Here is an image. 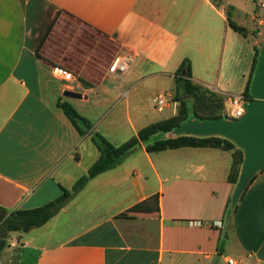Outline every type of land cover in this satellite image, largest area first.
<instances>
[{
    "label": "crops",
    "instance_id": "1",
    "mask_svg": "<svg viewBox=\"0 0 264 264\" xmlns=\"http://www.w3.org/2000/svg\"><path fill=\"white\" fill-rule=\"evenodd\" d=\"M256 1L0 0V207L7 215L43 207L72 192L99 158L91 135L80 136L57 107L63 101L92 121L91 133L120 145L176 115L177 93L197 113L176 84L187 60L190 82L219 100L226 119L225 99L244 94L264 36L249 28ZM62 14L114 41L131 58L127 72L88 86L60 82L38 47ZM67 88L82 97L60 100ZM157 95L165 99L161 112ZM118 118L124 124L112 134ZM231 164L232 151L220 148L147 152L142 144L88 180L42 226L0 227V264H264V168L230 210Z\"/></svg>",
    "mask_w": 264,
    "mask_h": 264
},
{
    "label": "trees",
    "instance_id": "2",
    "mask_svg": "<svg viewBox=\"0 0 264 264\" xmlns=\"http://www.w3.org/2000/svg\"><path fill=\"white\" fill-rule=\"evenodd\" d=\"M230 25L235 31L239 32L240 34H245L244 28L236 25L233 22H230ZM50 30L51 28H49L46 32L44 38L42 39V42L46 39ZM255 51L256 57L251 70V79L248 82L246 90L244 92V95L248 99L250 98V85L255 71L257 58L260 52L259 49H256ZM190 76V66L187 60H184L176 71V84L178 88L182 92H184L183 94L193 97L196 100L194 103L196 104L198 109V106L201 105L204 108V104L206 103L213 108L221 109L222 104L218 103L219 100L214 95L210 94L206 96L204 93H202L197 86L193 85V83L190 82ZM175 97L176 100L179 101V111L176 115L151 123L150 125L140 129L135 136L131 137L120 145H113L97 132L91 133V124L86 118L79 115L69 103L65 101L58 103L57 107L62 110L63 114L74 126L80 136L84 134L91 135V140L97 147L100 156L96 160V162L88 169L87 174L82 176L76 182L72 189V192L64 191L63 195L53 202H50L43 207L32 210L14 211L9 215H7L6 210L0 207V227L4 231L26 232L29 229L42 226L59 208L64 205L65 201L71 196V194L79 191L88 182V180L117 166L132 153H134L142 144L144 145L147 152H159L168 149H176L179 147H214L226 151H232V164L228 175V181L236 185L240 175V165L244 162V151L231 140L222 136L195 137L182 135L177 137H163V134L170 133L172 130L191 119H198L201 121L225 119L223 116L218 114L209 118H202L198 116L195 111H193V114L190 115L188 113V103L184 101L182 97H179L178 93ZM158 133H161V137L158 139H154L155 135ZM241 196L242 193L240 197ZM235 207V205L232 207L230 206V209L234 210Z\"/></svg>",
    "mask_w": 264,
    "mask_h": 264
},
{
    "label": "rangeland",
    "instance_id": "3",
    "mask_svg": "<svg viewBox=\"0 0 264 264\" xmlns=\"http://www.w3.org/2000/svg\"><path fill=\"white\" fill-rule=\"evenodd\" d=\"M256 2V13H258L259 2L258 0ZM259 19H264V17H258L256 21L249 26V28L251 29L254 26L255 30ZM259 32L264 34V30ZM262 44H264V36H262L261 43L258 48L259 51ZM38 53L40 58L51 68V72H53L54 68L57 67L74 76L73 80L71 79L70 81L63 82L65 86L70 88L73 87L77 81H80L83 85L88 86L99 83L103 79L107 78L111 74L110 68L112 62L118 55H120V49L111 39L99 35L94 30L74 18L66 14H62L55 20L48 36L38 47ZM57 79H59L60 82L62 81L60 78ZM65 90L71 89L67 88ZM62 98L64 99L65 97L60 96L59 99L61 100ZM193 100L194 102L196 101L194 98ZM68 101L72 102L70 99H68ZM198 107L200 110L197 111V115L202 118H209L218 114L217 108L210 106L203 108L202 105ZM161 117L162 116H159V118ZM131 119L135 124L137 123L135 120V111L133 110V106H131ZM89 122L92 123V121ZM123 124L124 122L122 118H118L114 122V125L108 128V130L112 134H115L117 130L116 128L122 127ZM121 132L123 137L128 135L127 130L124 131L123 129ZM160 137L161 133H158L155 135L154 139H158ZM163 137L167 138L168 134H163ZM110 140H112V138Z\"/></svg>",
    "mask_w": 264,
    "mask_h": 264
},
{
    "label": "water",
    "instance_id": "4",
    "mask_svg": "<svg viewBox=\"0 0 264 264\" xmlns=\"http://www.w3.org/2000/svg\"><path fill=\"white\" fill-rule=\"evenodd\" d=\"M62 96L71 99L82 97L80 93L71 90H64ZM245 109L244 115L239 119H191L168 133V137L222 136L244 151V162L231 199L232 206L238 201L252 175L264 168V44L257 58L250 85V98L245 102Z\"/></svg>",
    "mask_w": 264,
    "mask_h": 264
},
{
    "label": "built area",
    "instance_id": "5",
    "mask_svg": "<svg viewBox=\"0 0 264 264\" xmlns=\"http://www.w3.org/2000/svg\"><path fill=\"white\" fill-rule=\"evenodd\" d=\"M258 2H259L258 4L259 12L256 15V19L260 16L264 17V0H258ZM256 30L257 31L264 30V19H259L257 21ZM130 62H131L130 56L121 55V54L118 55L115 58V60L112 62V65L110 68L111 73L116 74L119 77L123 76L127 72ZM53 74L57 78H60L62 81H70L71 79L73 80L74 78L72 74L62 70L61 68H57V67L54 68ZM247 100L248 98L244 94L228 96L224 102L226 119L235 120V119H239L240 117H242L246 111L245 102ZM152 101H153V104L156 110L161 112L165 106L164 96L157 95L153 98ZM189 225L201 226L202 222L191 221L189 222ZM227 263L228 264H239L237 261L233 259H228Z\"/></svg>",
    "mask_w": 264,
    "mask_h": 264
}]
</instances>
